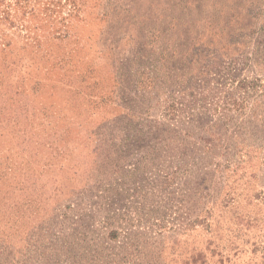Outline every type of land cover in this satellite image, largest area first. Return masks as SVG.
Here are the masks:
<instances>
[{"label":"rangeland","instance_id":"rangeland-1","mask_svg":"<svg viewBox=\"0 0 264 264\" xmlns=\"http://www.w3.org/2000/svg\"><path fill=\"white\" fill-rule=\"evenodd\" d=\"M0 264H264V0H0Z\"/></svg>","mask_w":264,"mask_h":264}]
</instances>
